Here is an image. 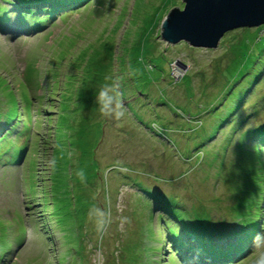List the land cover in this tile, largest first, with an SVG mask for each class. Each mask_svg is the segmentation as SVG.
<instances>
[{"label":"rangeland","instance_id":"rangeland-1","mask_svg":"<svg viewBox=\"0 0 264 264\" xmlns=\"http://www.w3.org/2000/svg\"><path fill=\"white\" fill-rule=\"evenodd\" d=\"M66 1L0 0V264H216L179 257L174 238L212 245L218 229L226 248L254 212L264 26L213 50L166 47L160 23L182 0H83L56 13ZM105 77L122 93L120 121L97 110ZM93 205L110 212L102 232ZM250 242L219 264L253 260Z\"/></svg>","mask_w":264,"mask_h":264},{"label":"water","instance_id":"water-1","mask_svg":"<svg viewBox=\"0 0 264 264\" xmlns=\"http://www.w3.org/2000/svg\"><path fill=\"white\" fill-rule=\"evenodd\" d=\"M262 26L264 0H182V9H171L158 33L166 47L183 42L191 48L213 50L226 33Z\"/></svg>","mask_w":264,"mask_h":264},{"label":"trees","instance_id":"trees-1","mask_svg":"<svg viewBox=\"0 0 264 264\" xmlns=\"http://www.w3.org/2000/svg\"><path fill=\"white\" fill-rule=\"evenodd\" d=\"M83 0H74V1H68L66 3H62L60 8H69L70 6L74 4H78L82 2ZM262 27L258 28L259 30H262ZM262 40V39H261ZM256 142L259 143V146L261 148V151H264V133L259 134L256 138ZM258 193L256 196L254 195V199L252 202V209L254 212L244 221V223L241 224V227L239 228V233L237 234L238 237H236V241L234 243H228L226 248L220 246L219 241L215 239L214 236L217 235L218 229H212L210 232V238L211 241H214L212 245H206L204 243L197 244L198 247H195L193 245H190V243H193L194 239H192L187 234L180 235L176 238H174V246L177 250L182 251V253L185 256H188L187 254H193L196 252V254H199L198 256L204 259L211 258L214 262L224 263L227 261L234 260L236 258H241L247 256L248 253V245L252 244L250 242L255 237V234L258 230V227L260 226L258 219L260 218L262 214V197L264 195V186L257 191ZM163 205V204H161ZM158 208H161L160 203H158ZM164 213V212H163ZM165 214V213H164ZM160 213L162 217L165 215ZM241 235V237H240ZM231 242V241H230ZM184 246L183 249H179V247ZM186 247V249H185ZM184 255H181V258H183ZM207 256V257H206ZM249 257L243 259L242 262L239 264H245L247 262H250L252 260L253 255H248ZM180 257V256H179ZM255 258H253L254 260ZM218 263V264H219Z\"/></svg>","mask_w":264,"mask_h":264},{"label":"clouds","instance_id":"clouds-1","mask_svg":"<svg viewBox=\"0 0 264 264\" xmlns=\"http://www.w3.org/2000/svg\"><path fill=\"white\" fill-rule=\"evenodd\" d=\"M2 35V34H0ZM95 104L99 113L104 117L115 121H120L125 117V107L122 99V93L117 83L112 78L105 77V82L101 83L95 92ZM50 163L54 166L55 160ZM76 176L83 181L85 173L82 168L76 170ZM88 216L94 223L97 232H102L103 229L110 223L111 216L108 210L99 208L93 205ZM254 247L259 251V254L252 260L251 264H264V231L258 232L253 238Z\"/></svg>","mask_w":264,"mask_h":264},{"label":"bare ground","instance_id":"bare-ground-1","mask_svg":"<svg viewBox=\"0 0 264 264\" xmlns=\"http://www.w3.org/2000/svg\"><path fill=\"white\" fill-rule=\"evenodd\" d=\"M16 33V32H15Z\"/></svg>","mask_w":264,"mask_h":264}]
</instances>
